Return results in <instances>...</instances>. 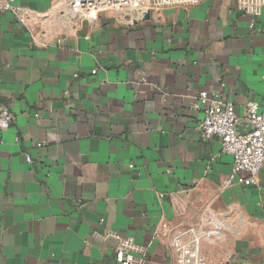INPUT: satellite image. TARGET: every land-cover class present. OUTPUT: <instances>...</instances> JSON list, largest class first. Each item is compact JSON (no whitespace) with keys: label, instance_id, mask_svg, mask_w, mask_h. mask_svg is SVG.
Here are the masks:
<instances>
[{"label":"crops","instance_id":"obj_1","mask_svg":"<svg viewBox=\"0 0 264 264\" xmlns=\"http://www.w3.org/2000/svg\"><path fill=\"white\" fill-rule=\"evenodd\" d=\"M0 15V264H115L118 237L148 264H264L259 185L200 138L202 91L240 118L263 104L264 10L237 0L71 22L66 0ZM96 72V73H93ZM30 158L31 162H28ZM220 240L194 235L213 228Z\"/></svg>","mask_w":264,"mask_h":264},{"label":"built area","instance_id":"obj_2","mask_svg":"<svg viewBox=\"0 0 264 264\" xmlns=\"http://www.w3.org/2000/svg\"><path fill=\"white\" fill-rule=\"evenodd\" d=\"M203 0H66L65 15L71 22L95 24L102 14H126L135 12L145 14L152 9H164L176 6H196ZM238 8L252 18L250 28L262 32L257 21L264 10V0H237ZM12 14L25 26L32 25L33 12L22 7L16 0H0V15ZM96 73V72H93ZM264 82V77H263ZM198 104L204 117L200 124V138L208 142L217 138L222 151L233 158V172L228 183L238 174H246L253 186L259 185V174L264 169V95L263 104L249 102L245 118L236 113L235 104L219 92L202 91ZM241 122L252 125L251 131L238 134L236 126ZM13 124V115L8 109L0 110V130H8ZM247 129V125L243 126ZM28 162H31L28 158ZM221 233L213 228L205 233L194 235L193 243L199 248L204 240H220ZM185 246L178 248L181 264H186ZM115 264H148L146 254L133 239L118 237ZM198 264V263H196Z\"/></svg>","mask_w":264,"mask_h":264},{"label":"water","instance_id":"obj_3","mask_svg":"<svg viewBox=\"0 0 264 264\" xmlns=\"http://www.w3.org/2000/svg\"><path fill=\"white\" fill-rule=\"evenodd\" d=\"M145 18H146V19L150 18V12H147V13H146ZM246 125H247V129L244 130V129H243V126H246ZM236 129H237V133H238V134H243V133H245V131H247V132H248V131H251V130L253 129V127H252V125L249 124V123L241 122V123L237 124Z\"/></svg>","mask_w":264,"mask_h":264}]
</instances>
